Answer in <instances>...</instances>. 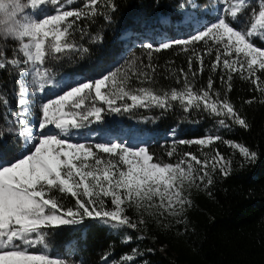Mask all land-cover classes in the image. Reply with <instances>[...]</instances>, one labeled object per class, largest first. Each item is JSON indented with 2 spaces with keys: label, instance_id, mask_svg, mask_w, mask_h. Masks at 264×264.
<instances>
[{
  "label": "snow or ice",
  "instance_id": "obj_1",
  "mask_svg": "<svg viewBox=\"0 0 264 264\" xmlns=\"http://www.w3.org/2000/svg\"><path fill=\"white\" fill-rule=\"evenodd\" d=\"M219 3L223 5L222 14L209 18L207 25L196 29L188 38L159 45L143 42L141 47L149 51L146 64L133 56L124 66L99 78L66 83L52 98L35 105L34 97L46 95V89L55 83L50 63L73 53L88 52L76 42L77 33L81 39L86 35L78 22L83 19L92 22L103 16L111 23L110 12L118 9L115 0H82V3L81 0H0V71L8 70L16 75L19 109L0 114L4 120L0 124V264H75L50 255V229L80 225L90 218L113 229L137 230L138 223L124 214L127 208L134 206L138 211L156 208L162 209L160 215L166 212L180 216L185 206L191 205L183 194L186 182L188 188L199 187L205 179L210 185L211 174L217 167L222 175L228 174L231 161L218 150L211 157L203 153L204 159L184 152L175 163H169L156 158L147 146L72 140L81 130L103 123L104 115H123L134 108H159L166 112L171 110L173 102H178L186 113L204 111L220 117L217 122L223 128L230 127L228 120L246 127V120L229 101L227 93L232 90L234 74H239L241 79H251L256 90L264 95V80L257 75L258 71L264 72V47H261L264 0H258V9L249 6L250 0H219ZM189 6L199 10L196 0H191ZM100 7L110 12L100 11ZM177 7L184 10L186 5L180 3ZM245 15L244 26L238 28L236 24ZM91 40L102 42V37L93 36ZM200 42L206 45L203 52L195 48ZM174 44L191 52L187 71L179 69L176 79V83H182L180 89L130 86L129 69H135L132 75L138 84L155 83L158 66L152 63L151 52L169 49ZM9 50L11 57L7 54ZM213 52L215 59L210 69L223 73L219 77L226 86L223 98L215 90L211 76L205 88L196 89L194 84L195 78L203 75L204 56ZM97 102L106 107L98 106ZM0 104L5 107L9 104L2 91ZM30 106H33L31 111ZM33 115L34 119H30ZM12 136L15 139L10 142L8 137ZM216 141L238 148L245 162L257 158V153L246 146L211 133L178 143L199 145L203 149ZM175 154V147L166 153L169 159ZM193 161L200 167H194ZM68 195L75 200L73 207L62 202ZM154 197L158 202H154ZM109 199L111 208L107 205ZM125 242H131V237H126ZM139 255L142 253L133 249L131 255L122 259L125 264H131ZM103 259L107 264V255Z\"/></svg>",
  "mask_w": 264,
  "mask_h": 264
},
{
  "label": "trees",
  "instance_id": "obj_2",
  "mask_svg": "<svg viewBox=\"0 0 264 264\" xmlns=\"http://www.w3.org/2000/svg\"><path fill=\"white\" fill-rule=\"evenodd\" d=\"M180 3L181 0H159L158 4L157 0H115L118 9L115 12L100 7V11L110 12L112 22H107L103 16H97L92 22L87 19L79 21L86 35L81 39L77 33L76 42L87 48L88 52L73 53L51 62L49 66L54 77L65 75L81 82L94 80L118 66H124L125 61L133 56L139 57L146 64L149 51L142 48L141 44L149 42L146 35H149V28L154 27L149 24L156 20L159 13L166 16L170 25L151 29L155 36L159 33L150 43L159 45L164 41L185 39L195 31L183 26L181 16L189 4L185 3L186 8L181 10L177 7ZM97 35L102 37V42L93 43L91 37ZM126 36L128 39L124 41ZM187 47L190 49L192 46ZM195 48L203 52L206 45L200 42ZM7 54L11 57L12 51ZM190 55V51H185V46L175 44L169 49L158 52L153 50L152 63L158 66L154 74L155 83L138 84L132 75L135 69H129L130 86L180 89L182 83H176V79L179 69L187 71ZM214 59V52L211 56H204L203 75L197 76L194 84L196 89L205 88L211 76L215 80V90L223 98L226 86L219 79L223 73L219 69L216 72L210 69ZM196 67L194 62L193 68ZM257 75L264 80V72L258 71ZM16 79V75L10 74V71H0V91L9 100L7 107L0 104V114L19 110ZM256 87L251 79H241L239 74H234L232 90L227 93L229 101L246 120V127L228 120L226 122L230 127L223 128L217 122L220 117L204 111L192 110L186 113L178 102H173L171 110L166 112L159 108H134L123 115H104L103 123H94L87 128L94 132H112L121 126L135 125L138 129L144 127L154 135V139L151 138L146 146L156 158L165 162L175 163L184 152H191L204 159L203 153L211 157L215 154L214 150H218L231 164L226 176L217 167L211 174L213 182L210 185H207L205 179L199 187L188 188L186 182L183 194L191 201V205H186L180 216L166 212L160 215L162 209L156 208H143L139 211L134 206L127 208L124 214L138 223L137 230L127 227L113 229L97 220L85 218L80 225L59 226L49 230V239L56 244L57 251L62 254L68 248L76 258L92 264H97L106 255L108 263L125 264L122 258L131 255L133 249L142 255L135 257L131 264H264V95ZM97 105L106 107L99 102ZM3 123L4 120L0 118V124ZM171 129L175 135L172 138L164 137V133ZM209 133L246 146L257 153V158L251 163L245 162L238 148L219 141L203 149L199 145L178 143L180 140L202 138ZM8 139L11 142L15 137ZM173 147L176 154L169 159L166 153ZM100 155L105 156L103 153ZM192 163L194 167H200L194 161ZM62 202L67 207L75 205L70 195L63 197ZM107 205L112 207L110 199ZM141 220L143 224H139ZM129 236L131 242H125ZM65 243L68 244L63 249Z\"/></svg>",
  "mask_w": 264,
  "mask_h": 264
},
{
  "label": "rangeland",
  "instance_id": "obj_3",
  "mask_svg": "<svg viewBox=\"0 0 264 264\" xmlns=\"http://www.w3.org/2000/svg\"><path fill=\"white\" fill-rule=\"evenodd\" d=\"M182 3L189 4L191 3V0H181ZM196 3L199 5V10L192 8L188 6L184 13L182 14L181 18L182 23L185 25L188 24L191 28L187 29H198L202 25H207L209 23V18L215 19L217 16L222 14L223 5L219 3V0H196ZM250 7L255 6L258 9V0H250ZM166 16L161 15L160 17L157 16L156 20L151 22V25H154V27L164 28L166 26H169V20L165 19ZM180 18V19H181ZM244 19H247V16H241V22L237 23L236 26L238 28L243 27L242 21ZM149 28V35H146V38H148V41L150 42L152 39H156L158 36V33L155 34L152 33L150 30L153 29ZM186 27V25H185ZM157 29V28H156ZM160 37V35H159ZM128 37L126 36L123 40L126 41ZM261 47H264V44L261 45ZM10 52V50L8 51ZM55 83L52 85L51 89H46V95L42 94L39 96H35V105H38L42 100H46L49 98H52V96L55 94V92L59 91L61 88L65 86L66 83H76L81 82L77 78H69L65 75L54 77ZM33 106H30V111L32 110ZM30 119H34V115L30 117ZM175 132L173 129L169 130L168 132L164 133V137L172 138ZM153 132L148 131L144 127H140L139 129L135 125H129L128 127H118L115 131H106V132H97V131H88L87 129L80 131L79 134L73 135L72 140L77 142H108V141H114V142H120V143H126L130 144L133 147L138 146H146L149 140L153 138ZM95 151V149H94ZM186 188V183H185ZM184 188V189H185ZM184 191V190H183ZM158 198L154 197V202H157ZM160 210V209H159ZM50 240V248L49 253L53 257H61L65 260L74 261L75 264H92L90 262H83L79 258H76L73 254L72 250H69L68 248L65 250L64 253L60 254L57 251L56 244ZM70 242V241H69ZM68 243H65L63 246V249H65V246ZM97 264H105V260L101 259ZM107 264H111L108 263Z\"/></svg>",
  "mask_w": 264,
  "mask_h": 264
},
{
  "label": "bare ground",
  "instance_id": "obj_4",
  "mask_svg": "<svg viewBox=\"0 0 264 264\" xmlns=\"http://www.w3.org/2000/svg\"><path fill=\"white\" fill-rule=\"evenodd\" d=\"M161 15H163V14H161ZM161 15H159V17H160ZM185 25H186V27H185ZM185 25L183 24V26H184L185 28L189 27L188 24L185 23Z\"/></svg>",
  "mask_w": 264,
  "mask_h": 264
},
{
  "label": "built area",
  "instance_id": "obj_5",
  "mask_svg": "<svg viewBox=\"0 0 264 264\" xmlns=\"http://www.w3.org/2000/svg\"><path fill=\"white\" fill-rule=\"evenodd\" d=\"M161 15V13L158 14V16Z\"/></svg>",
  "mask_w": 264,
  "mask_h": 264
}]
</instances>
